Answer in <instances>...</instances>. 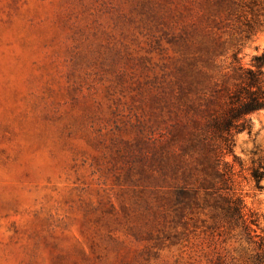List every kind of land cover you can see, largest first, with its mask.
Segmentation results:
<instances>
[{
	"label": "rangeland",
	"instance_id": "374dc122",
	"mask_svg": "<svg viewBox=\"0 0 264 264\" xmlns=\"http://www.w3.org/2000/svg\"><path fill=\"white\" fill-rule=\"evenodd\" d=\"M206 6L0 0V264H247L246 235L213 197L168 203L158 179L168 111L202 104ZM263 51L261 31L240 55ZM251 118L235 135V187L264 238V179L249 173L264 110Z\"/></svg>",
	"mask_w": 264,
	"mask_h": 264
},
{
	"label": "trees",
	"instance_id": "16d2710c",
	"mask_svg": "<svg viewBox=\"0 0 264 264\" xmlns=\"http://www.w3.org/2000/svg\"><path fill=\"white\" fill-rule=\"evenodd\" d=\"M202 22V104L183 99L168 111L170 147L160 152L158 179L186 204L187 197L202 191L213 197L229 227H240L249 244L247 264H264V238L259 216L245 212L244 199L235 187L245 169L234 151L235 135L252 132L253 113L264 110V51L245 63L244 45L264 31V0H206ZM175 82L180 97L192 81L180 71ZM185 87V88H181ZM183 98V97H182ZM192 108L196 114L192 113ZM229 156L232 157L229 160ZM249 173L256 188H262L264 153L253 152ZM219 251L213 256L220 259ZM213 259V257L211 258Z\"/></svg>",
	"mask_w": 264,
	"mask_h": 264
}]
</instances>
